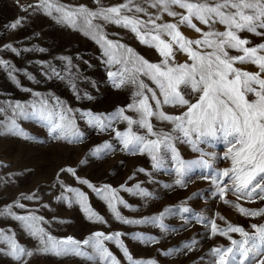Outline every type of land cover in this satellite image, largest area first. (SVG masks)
I'll return each instance as SVG.
<instances>
[{
  "label": "snow or ice",
  "instance_id": "obj_1",
  "mask_svg": "<svg viewBox=\"0 0 264 264\" xmlns=\"http://www.w3.org/2000/svg\"><path fill=\"white\" fill-rule=\"evenodd\" d=\"M95 2L100 4V0ZM146 2L151 8L157 9V12L149 13L136 0H127L126 3L107 8L101 6L96 10H89L83 5L69 9L58 0H39L36 5L49 16L56 13L53 18L58 23L79 28L100 44L107 57L105 63L113 67L119 66L115 71L108 72L114 87L121 88L129 84L135 86L133 102L127 106L118 107L107 116L87 112L81 113L80 118H87V122L100 131L111 130L122 145V150L133 155L147 154L151 158L153 169L164 168L171 161L177 176L175 184L180 187H186L185 177L194 169H212V174H202L201 178L216 186L214 195L218 199L226 205L230 204L242 215L264 216V208L249 210L227 199L231 192L237 201H264V43L249 47L250 41L240 35L248 32L264 39V0ZM177 8L182 11L174 10ZM137 13H142L147 18H141ZM165 14L173 20L158 23ZM96 20L129 29L141 44L154 48L161 59L156 63L150 62L127 45L109 40L102 30L103 24L94 23ZM194 21L205 27H199ZM20 23L21 19H17L10 27L15 29ZM217 25L223 26V31ZM181 26L194 30L199 38H186L180 31ZM6 47L10 48L11 45ZM233 50L239 54L232 55ZM177 53L183 54L186 59L177 62ZM246 63L255 65L258 71L249 72L236 67L237 64ZM0 65H5V62L0 60ZM52 71L59 77L55 69ZM28 78L33 79L31 76ZM12 79L15 80V76ZM33 95L38 97L34 103L24 105L17 102L14 106L9 105L13 116L9 118L7 125H3L5 131L26 140L32 139L16 122L15 117L19 116L36 120L47 129L53 140L81 142L83 134L76 125L75 116L71 115L72 109L67 108L58 97H44L39 93ZM165 106L178 111L169 113ZM4 111V108H0V113ZM128 112L136 113V117L128 115ZM153 119L166 123L170 129L157 130ZM114 123H125L126 129L117 130ZM141 129L144 130L143 133ZM177 142L190 145L191 150L199 154L198 158L184 159L176 147ZM213 142L224 144L222 159L228 162L227 167L215 169L213 162L217 154L205 152L200 147ZM112 148V144L106 141L93 148L89 155L100 158ZM80 163L84 164L85 161ZM60 173H70L81 184L92 189L107 203L121 223L151 224L167 231L165 217L177 214L172 207H166L150 218L127 219L121 215L117 205H129L119 197L117 189L109 185L97 188L76 176V170L71 167L61 168ZM60 173L57 174L58 180ZM61 187L73 195L67 197L62 193L57 197L58 200H65L69 206L77 203L87 219L106 223L103 217L91 209L85 192L63 184ZM120 187L134 195H152L139 184L135 186V191L125 185ZM23 198L38 199L34 194ZM15 206L25 208L24 204L18 202ZM12 208L13 205L5 206L0 210V216L19 221L24 231L37 241L35 248L27 249L17 241L14 231L0 229V255L10 257L16 264H29L30 258L37 255L78 256L94 261L95 264H120L104 241L116 242L129 264H155V261L134 260L119 239L122 233L94 232L83 241L71 236L57 238L42 226L46 222L43 217L33 213L16 214ZM178 211L190 213L192 210L179 206ZM220 219L225 218L221 216ZM210 227L213 235L225 236L230 241L227 247L221 245L211 249L210 264H264V224H252L253 232L231 224L226 228H219L215 220L211 221ZM230 233L239 234L240 239L233 238ZM133 239L147 243L159 242L154 237L145 239L140 235ZM194 243L195 241L192 242ZM192 244H185L184 250H192ZM85 246L92 249V253L85 251ZM178 251L181 249H169L164 254L170 255Z\"/></svg>",
  "mask_w": 264,
  "mask_h": 264
},
{
  "label": "rangeland",
  "instance_id": "obj_2",
  "mask_svg": "<svg viewBox=\"0 0 264 264\" xmlns=\"http://www.w3.org/2000/svg\"><path fill=\"white\" fill-rule=\"evenodd\" d=\"M39 0H0V210L7 205H13L12 211L26 215L33 213L43 217L46 221L42 226L52 236L65 238L71 236L83 241L94 232L106 234L122 233L119 239L127 247L134 260L155 261V264H210V251L217 246H229L227 237L211 233V221L215 220L219 228H226L229 224L243 227L249 232L254 230L252 224H264V216L249 217L239 213L230 204L226 205L214 193L216 186L209 180L201 178L202 174H212V169H194L187 177L186 187L175 184L177 176L171 161L161 169H153L151 158L147 154H130L122 150V145L115 138L111 130L100 131L90 125L87 118L81 119V113L109 115L118 107H125L133 102L135 86L126 85L116 88L109 71L116 67L105 63L107 57L103 54L100 44L90 36L85 35L79 28H72L58 23L53 16L47 15L36 5ZM69 8L76 9L83 5L89 10H96L126 3L127 0H58ZM149 13H156L146 0H136ZM26 9V10H22ZM182 11L180 9H174ZM132 15V13H127ZM146 19L142 13H137ZM17 19L20 25L10 27ZM166 14L160 22L172 21ZM199 27L204 28V25ZM82 23V21H81ZM96 24H103V32L107 38L132 48L139 56L156 63L161 57L154 48L141 44L129 29L115 24L96 20ZM223 31V26H216ZM205 30H207L205 28ZM180 31L186 38L197 39L199 34L194 30L181 26ZM242 38L250 41L249 47L264 43V39L248 32L240 33ZM11 45V47H6ZM14 49V50H13ZM43 49L44 51H40ZM232 55L239 53L234 50ZM177 62H183L186 57L177 53ZM236 67L249 72H256L255 65L237 64ZM53 69L59 77L53 74ZM15 76V80L12 79ZM31 76L33 79H29ZM146 79V78H145ZM151 83L150 81H147ZM73 85L75 87L73 88ZM30 89L31 91H25ZM58 97L67 108L72 109L71 115L79 131L83 134L81 142L53 140L46 128L32 119L16 116V122L29 134L32 139H24L4 130L9 118L13 116L9 105L34 103L38 97L33 95ZM88 97H91L89 99ZM51 102V101H50ZM169 113L178 111L165 106ZM136 117V113L128 112ZM157 130L170 129L166 123L153 119ZM117 130L124 131L125 123H114ZM143 133V129L140 130ZM113 148L100 158L90 156V151L105 142ZM181 156L186 160L198 158L199 154L191 150V146L176 143ZM205 152H214L217 158L213 165L215 169L228 166L222 159L225 146L222 142H213L200 145ZM84 160L85 163L80 162ZM71 167L76 170V176L89 181L97 188L105 185L118 190V195L129 207L117 205L121 215L127 219H143L158 215L166 207H172L177 213L165 217L164 224L167 231L151 224H124L118 221L107 203L87 185L81 184L70 173H60L61 168ZM144 169V172L138 171ZM59 175V180L57 174ZM131 177V179H129ZM61 184L85 192L88 204L106 223L94 222L87 219L77 203L71 206L57 197H71L73 194L61 187ZM147 190L152 195L142 197L121 189V185L135 186ZM171 186V187H168ZM35 195L38 199L27 200L24 196ZM198 194V195H194ZM227 199L239 203L246 209L259 210L264 208V201L254 199L237 201L230 192ZM24 204L25 208L16 207V203ZM179 206L189 207L190 213H180ZM225 219H220V217ZM0 229L15 232L17 241L27 249H33L37 241L27 234L19 221L8 216H0ZM143 236L145 239L154 237L158 243L141 242L133 239L134 236ZM235 239L239 234L230 233ZM195 241L194 244L192 242ZM105 246L116 257L120 264H129L122 249L114 241H104ZM185 244H192V250H184ZM2 247V245H0ZM169 249H181L170 255H165ZM85 251L92 253V249L85 246ZM0 264H16L10 257L0 255ZM29 264H95L84 257L66 256L55 257L37 255L29 260Z\"/></svg>",
  "mask_w": 264,
  "mask_h": 264
}]
</instances>
